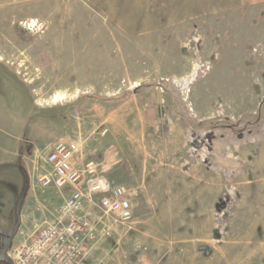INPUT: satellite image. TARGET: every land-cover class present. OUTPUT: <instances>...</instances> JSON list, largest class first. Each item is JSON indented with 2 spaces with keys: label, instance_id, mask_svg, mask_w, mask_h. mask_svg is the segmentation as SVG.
<instances>
[{
  "label": "rangeland",
  "instance_id": "374dc122",
  "mask_svg": "<svg viewBox=\"0 0 264 264\" xmlns=\"http://www.w3.org/2000/svg\"><path fill=\"white\" fill-rule=\"evenodd\" d=\"M12 119L0 221L69 197L39 180L74 141L135 207L82 264H264V0H0V140Z\"/></svg>",
  "mask_w": 264,
  "mask_h": 264
},
{
  "label": "built area",
  "instance_id": "2783aa9c",
  "mask_svg": "<svg viewBox=\"0 0 264 264\" xmlns=\"http://www.w3.org/2000/svg\"><path fill=\"white\" fill-rule=\"evenodd\" d=\"M48 173L39 180L43 190L69 188V197L46 216L22 227L14 264H82L114 229L134 218L131 192L84 165L81 146L58 141L45 156ZM44 215V209L39 208Z\"/></svg>",
  "mask_w": 264,
  "mask_h": 264
},
{
  "label": "crops",
  "instance_id": "0c3cea01",
  "mask_svg": "<svg viewBox=\"0 0 264 264\" xmlns=\"http://www.w3.org/2000/svg\"><path fill=\"white\" fill-rule=\"evenodd\" d=\"M18 117L16 115L13 114L12 117ZM19 123L20 121L18 120H14L12 119L11 121V132H10V137H6L2 141V146H0V151L2 154V157L0 158V165H5L8 163H17L18 161L22 160L23 163L26 166V153H25V144L23 142V140L21 141L20 138L21 137H16V135H14L17 131L19 133ZM23 135V134H22ZM30 191L28 193V195L26 196L24 203H23V207H22V212H21V219H22V223H25V219H31L32 221L38 220L39 218H42L43 216H46V218H50L51 217V211L54 209L52 206L54 203L51 202L50 197L46 198L45 195H42V193H36V191L34 190V186H30ZM20 198V196L18 197V199ZM16 200L15 204L13 205L12 211L15 214L16 217V213H15V209H16V204L17 201ZM44 209V215H42L41 212L38 211V209ZM25 212H31L30 216H25ZM12 212L11 214L9 213L8 218L6 219H2L0 221V225H2V228L5 229H9L12 226L13 220H12ZM2 230V229H1ZM0 251H2V249L0 248Z\"/></svg>",
  "mask_w": 264,
  "mask_h": 264
},
{
  "label": "water",
  "instance_id": "95a60500",
  "mask_svg": "<svg viewBox=\"0 0 264 264\" xmlns=\"http://www.w3.org/2000/svg\"><path fill=\"white\" fill-rule=\"evenodd\" d=\"M27 190L28 187L25 188L24 193L20 196V198L17 201L16 209H15L16 225L14 226V228L9 231L0 230V235L4 236L5 238L14 239L18 234V231L22 223L21 212H22L24 200L26 198ZM0 261L6 262L7 264H14L11 258L8 255H4V254L0 255Z\"/></svg>",
  "mask_w": 264,
  "mask_h": 264
},
{
  "label": "flooded vegetation",
  "instance_id": "af4514ba",
  "mask_svg": "<svg viewBox=\"0 0 264 264\" xmlns=\"http://www.w3.org/2000/svg\"><path fill=\"white\" fill-rule=\"evenodd\" d=\"M15 225H16V221H15V224L11 228L6 229V231H9V230L13 229Z\"/></svg>",
  "mask_w": 264,
  "mask_h": 264
}]
</instances>
